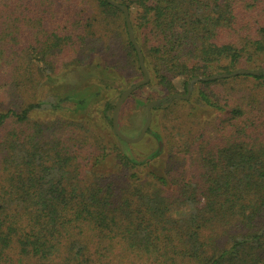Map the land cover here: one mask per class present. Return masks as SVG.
Segmentation results:
<instances>
[{
  "label": "trees",
  "instance_id": "trees-1",
  "mask_svg": "<svg viewBox=\"0 0 264 264\" xmlns=\"http://www.w3.org/2000/svg\"><path fill=\"white\" fill-rule=\"evenodd\" d=\"M113 1L141 89L264 70V0ZM143 79L108 0H0V264H264V74L200 82L176 102L212 122L152 124L148 150L107 99ZM210 84L231 86L225 104ZM103 99L105 132L83 113Z\"/></svg>",
  "mask_w": 264,
  "mask_h": 264
},
{
  "label": "rangeland",
  "instance_id": "rangeland-1",
  "mask_svg": "<svg viewBox=\"0 0 264 264\" xmlns=\"http://www.w3.org/2000/svg\"><path fill=\"white\" fill-rule=\"evenodd\" d=\"M70 5V4H67ZM102 56H97L96 57V61L98 62L100 60H102ZM64 83L69 84H75L76 81L79 79L76 76H71V77H66ZM138 83V82H137ZM175 86H176V90L175 92L172 94H176V95H182L185 96V90H184V79L183 78H179L174 80ZM136 83H132L127 85L125 88H120L118 91H112L110 92L109 96L107 99L111 100L114 103V110L116 107V103L118 101V99L120 98L121 94L127 90L129 87L135 85ZM199 83H197L194 87H193V92L192 95L190 97V100L192 98H194L193 96H197L198 95V89H199ZM202 89V86H201ZM203 89H205V91L209 94V95H218L221 98V101L223 104H225L226 100L229 96H228V92L229 89H231V86L229 85L228 87H223L220 86L219 84H210L208 86H204ZM168 96L170 95H164L161 94L158 90L156 89H141L139 91H137L136 93H134L123 105L121 113H120V118H119V122H120V127L123 131V134L129 138H137L145 123L147 120V107L149 105V103L151 102H158V101H163L165 100ZM149 98V99H148ZM148 99V100H147ZM189 100V101H190ZM22 102V101H21ZM142 102H147L146 103V107H144L141 103ZM105 99L103 100H98L93 102V106L89 111H85L83 113H94V117H98L99 120L102 119V121H99V125L97 126L99 131L105 132V130H109V124L107 122L104 121L103 117H102V113L104 110V106H105ZM180 102H176V100L172 101V102H168L166 104L161 105L163 107V109L159 110V111H153L152 109V113H166L165 116L163 117V115H158V114H153V122L152 124L156 125L157 123L160 125H165L166 129H172L174 125L179 126L180 127V118L181 115L183 116V113H195V115L190 118L188 120V123L190 122H196V123H204V122H212V120L214 119V113H217L215 110L210 109V108H206L203 107L201 105V103H198L195 101V99H193V104H187L185 107L180 106ZM114 110L112 112H110L113 117V113ZM38 114L36 115L37 118L39 119H47V113H63V114H59L54 115L53 118L55 119V121L57 120V118L63 117V116H69V113H73L71 111V108L69 105L65 106L63 110H59V111H55V112H37ZM39 113H46V114H39ZM142 113L146 114V117L143 116ZM199 113V114H196ZM49 118V117H48ZM152 126V125H151ZM107 133V132H106ZM127 134V135H126ZM149 137H146L145 143H144V148L143 150H148L151 147V144L153 145V139L150 137V135H148Z\"/></svg>",
  "mask_w": 264,
  "mask_h": 264
},
{
  "label": "water",
  "instance_id": "water-1",
  "mask_svg": "<svg viewBox=\"0 0 264 264\" xmlns=\"http://www.w3.org/2000/svg\"><path fill=\"white\" fill-rule=\"evenodd\" d=\"M108 2L120 9L121 11H123L124 15H125V19H126V24H127V31L129 34V38L131 43L134 45L137 54H138V58H139V64L142 70V73L144 75V79L138 83H136L135 85L129 87L127 90H125L120 98L118 99L117 103H116V107L113 113V129L114 132L116 133V135L124 142L128 143V144H138L140 142H142L150 128L153 122V113H152V109L155 107H158L160 105L166 104L168 102H172L174 100H190V97L192 95L193 92V87L200 82H212L215 80H221V79H229L232 77H236V76H240V75H248V76H260L262 74H264V70H256V71H252V70H245V69H241V70H237L232 74H222V75H217L214 77H210V78H194L193 80L190 81L189 83V88H188V92L185 96L182 95H170L168 96L165 100L163 101H158V102H151L148 105V109H147V120L146 123L140 133V135L137 138H129L127 136H125L122 131L120 130V126H119V118H120V113L122 110L123 105L125 104V102L134 94L136 93L138 90H140L141 88L145 87L146 85H148L150 83V75L146 69V65H145V58H144V54L142 52V49L140 47V45L137 43L135 35H134V31H133V27H132V22H131V16H130V11L128 9L127 6L121 5L118 2H115L113 0H108Z\"/></svg>",
  "mask_w": 264,
  "mask_h": 264
}]
</instances>
